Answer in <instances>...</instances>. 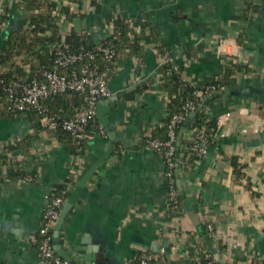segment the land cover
Segmentation results:
<instances>
[{
  "label": "crops",
  "instance_id": "crops-1",
  "mask_svg": "<svg viewBox=\"0 0 264 264\" xmlns=\"http://www.w3.org/2000/svg\"><path fill=\"white\" fill-rule=\"evenodd\" d=\"M26 1L0 0V15L8 14L0 23V50L11 33L28 28L32 13L21 7ZM57 1L65 5L67 0ZM76 1L84 2L83 16L77 3L70 5L74 16L61 15L64 38L83 34L97 44L109 36L110 16L142 19L183 67L186 82L203 86L223 67L236 64L252 72L236 74L221 89L231 93L211 102L212 117L230 113L216 142L186 170L179 163L178 191L191 206L182 201L180 213L167 206L164 160L142 145L144 133L162 128L167 116L164 93L150 87L138 90L165 62L147 40L149 30L141 32L142 71L137 72L135 59L127 55L109 76L111 97L135 90L104 111L114 148L90 175L111 144L98 118L104 134L93 128L84 155H75L43 123L37 131L26 117L0 119V156L5 147L17 146L21 165L36 178L30 184L5 180L1 177L7 167L0 163V264H46L36 239L48 196L65 185L64 204L76 198L61 223L59 241L74 264H139L142 252L159 255L166 264H189L198 247L217 254L223 264L264 263V0ZM187 130L183 127L177 136L180 161L191 143L192 131ZM18 154L7 155L14 160ZM235 161L242 178H237ZM195 211L197 223L190 215ZM200 216L215 224L219 238L208 233Z\"/></svg>",
  "mask_w": 264,
  "mask_h": 264
},
{
  "label": "trees",
  "instance_id": "trees-1",
  "mask_svg": "<svg viewBox=\"0 0 264 264\" xmlns=\"http://www.w3.org/2000/svg\"><path fill=\"white\" fill-rule=\"evenodd\" d=\"M77 3L79 5V13L83 16V3L76 0H67L65 5H60L57 0H27L21 7L28 9L32 16L29 21L27 29H20L8 36V39L4 47L0 50V79L5 83L11 80H19L30 82L34 79L42 81L39 74V69L44 65H49L50 58L52 57L53 47L56 42L65 40L66 46L71 51H93L96 47V43L91 42L86 35L73 34L67 37H63L60 34L61 29V15L65 18L74 16L71 11V4ZM94 3V2H92ZM8 20V14L0 15V23H5ZM107 26H112L109 36H107L100 43L107 44L115 51V57L111 64L107 63L103 56L97 58L101 69L103 71L112 70L116 67L117 62L124 56H131L138 60L137 72L142 71L144 65V52H145V36L141 32L149 30L150 45L153 47L156 53L164 58H167L157 70L155 76L145 82L138 90L142 91L147 87L156 88L165 95V103L167 106V116L164 119V126L157 131L153 130L151 133L152 138H159L161 140L166 139L168 124L171 117L174 114L182 113V106L186 100L192 102L195 105V117L187 125L185 119L179 124L177 129V136L179 131L187 126L189 130L194 131L204 126L208 137V145L216 142V121L217 118L212 117L210 113V104L215 99L214 95L206 97L202 101L195 99V91L199 90L201 86L191 84L183 80L182 69L183 67L177 66L173 59L170 57L165 49L161 46L158 39V34L149 22H144L142 19L137 21L126 20L120 16H110L107 19ZM51 35H48L47 33ZM252 72L247 66L236 64L232 67H223L218 76L206 81L203 87H216L217 90H221L229 80L235 77L236 74H243L242 76H249ZM43 107L55 116L58 121L72 118L76 112L84 107L83 96L77 93L67 92L58 96L51 97L42 102ZM77 107V108H76ZM264 114V113H263ZM184 116V115H183ZM20 117H26L31 121L32 126L37 130H42L40 115L37 111L26 112H13L10 110V99L3 92L0 85V119H18ZM97 127L98 131L101 128L98 121L90 123L87 130L93 132V128ZM61 138L74 150V154L84 155L86 152L85 145L89 138L82 141L75 140L69 133L65 131H58ZM143 135L142 145L146 146V137ZM177 146V142H176ZM17 146L5 147V155L0 156V163L2 166L7 167L6 175L1 178L5 180H18L19 178L28 175L25 168L21 165V162H16L7 154L15 152L18 154ZM7 155V156H6ZM175 157L178 159L180 156L176 151ZM199 159L197 154L191 150V145L184 155V159H181V168L185 169L194 165ZM233 167L237 174V178H242V173L238 167L236 161L233 163ZM71 179V178H70ZM69 179V180H70ZM178 190V187H177ZM67 195V187L60 186L57 188L52 196ZM179 210H182V199L179 195ZM41 236L37 235L36 247L39 252ZM206 254L208 252L201 249ZM209 254V253H208ZM189 264H197L194 261V253L191 254V262ZM201 264H208L207 261L202 260ZM212 264H221L220 261L214 260ZM260 264H264L260 262Z\"/></svg>",
  "mask_w": 264,
  "mask_h": 264
},
{
  "label": "built area",
  "instance_id": "built-area-1",
  "mask_svg": "<svg viewBox=\"0 0 264 264\" xmlns=\"http://www.w3.org/2000/svg\"><path fill=\"white\" fill-rule=\"evenodd\" d=\"M109 29L112 31V26H109ZM65 43V40H61L54 44L49 65H44L39 69L38 76L40 75L42 81L37 79L30 82L11 80L5 83L0 79V85L2 86L3 92L10 99L11 111L26 112L35 110L42 115L41 122L50 130L54 132H58L59 130L65 131L75 140L82 141L91 136V132L87 130V127L90 123L97 121V106L99 102L109 99L112 95L109 84L111 69L103 71L99 62H97V58L102 55L104 60L111 64L115 57V51L107 44L98 43L93 51L81 50L73 52ZM167 58H165V61H167ZM135 61L137 68L138 60L135 59ZM217 91L216 87L201 86L194 93L195 99L202 101ZM67 92L82 95L85 104L72 118L58 121L55 116L49 114L43 107L42 102ZM194 110L195 105L186 100L182 106L184 116L174 114L171 117L165 140L157 137L152 138L150 132L145 134L147 138L146 149L158 154L164 160L166 166L165 181L168 189L167 206L173 213H180L181 211L179 210L178 198L180 194L177 190L176 179L177 165L181 163L180 159L175 157L177 151V129L179 124L185 119V116H189ZM228 117H230V113L223 114L217 118L216 133L221 126L227 124ZM99 134H104L102 127L99 129ZM190 142L191 150L199 158H202L207 153L209 145L204 126L192 131ZM12 158L15 161L23 162V156L21 154ZM16 181L30 184L34 183L36 178L26 175ZM64 202L65 199L62 196L49 195L43 211L42 223L39 230L41 236L39 255L46 264H68L57 255L54 249V231L60 218ZM200 219L205 223L208 233L219 238V232L216 231L215 224L205 217L200 216ZM218 259L219 256L217 254H204L199 247L194 252V261L197 264H201L202 260L207 261L208 264H212L214 260ZM138 261L139 264H166L161 256L148 252L140 253Z\"/></svg>",
  "mask_w": 264,
  "mask_h": 264
},
{
  "label": "water",
  "instance_id": "water-1",
  "mask_svg": "<svg viewBox=\"0 0 264 264\" xmlns=\"http://www.w3.org/2000/svg\"><path fill=\"white\" fill-rule=\"evenodd\" d=\"M11 31V30H10ZM232 84L233 85H236L237 84V80H233L232 81ZM135 90V88H132L131 90H128V91H125V92H121V93H118L116 94L115 96L113 97H110L109 99L107 100H102L99 102L98 106H97V118L101 121V123L103 124V127H105L106 129V132L108 133L109 135V138L111 140V144H110V147L107 151V153L105 154V156H103L100 161L93 167L91 168L90 172H88L90 175L92 171H95L96 169H98L100 166H102V164L105 162V160L109 157L110 155V152L113 150L114 148V134L113 132L111 131V129L109 128V126L107 125V120L105 118V116L103 115L104 111L107 110V108H109L111 105L114 106L115 105V101L118 99V98H121L125 95V93H128V92H131ZM231 92L229 91V88H225L224 90H221V91H217L216 93H214V97H217V96H222L223 98H226ZM195 111L190 113L189 116L185 119V123L188 125L190 123V121L195 117ZM187 133H191L190 130H187L186 131ZM177 173H179V164L177 165ZM76 195V194H75ZM75 197V196H74ZM71 198L68 200V202H66L64 205H63V208H62V211H61V215H60V218L57 222V225H56V228H55V231H54V249L56 251V253L63 259L65 260L68 264H74L73 262H71L70 258L67 256V254L65 252H63L61 250V245H60V241H59V233H60V228H61V223L62 221L64 220L65 218V215L66 213L72 208L73 204H74V200L75 198ZM181 199L182 201L184 202L185 206H189L187 208H191L189 202L184 198V196L181 195ZM192 219L194 220V222H198L199 221V218L197 216V213L196 211L195 212H191L190 213ZM221 264H223L222 262H220Z\"/></svg>",
  "mask_w": 264,
  "mask_h": 264
}]
</instances>
